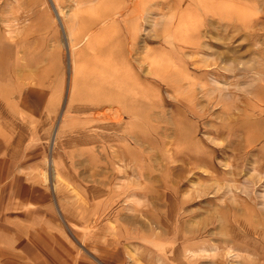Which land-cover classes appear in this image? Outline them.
I'll use <instances>...</instances> for the list:
<instances>
[{
  "label": "rangeland",
  "instance_id": "obj_1",
  "mask_svg": "<svg viewBox=\"0 0 264 264\" xmlns=\"http://www.w3.org/2000/svg\"><path fill=\"white\" fill-rule=\"evenodd\" d=\"M0 160L92 264H264V0H0Z\"/></svg>",
  "mask_w": 264,
  "mask_h": 264
},
{
  "label": "crops",
  "instance_id": "obj_2",
  "mask_svg": "<svg viewBox=\"0 0 264 264\" xmlns=\"http://www.w3.org/2000/svg\"><path fill=\"white\" fill-rule=\"evenodd\" d=\"M8 170L0 160V264H92L75 250L52 215L36 209L52 211L50 201L44 199L45 190L27 182V189L40 191L39 198L28 195L14 201L5 197L11 189L3 182Z\"/></svg>",
  "mask_w": 264,
  "mask_h": 264
},
{
  "label": "bare ground",
  "instance_id": "obj_3",
  "mask_svg": "<svg viewBox=\"0 0 264 264\" xmlns=\"http://www.w3.org/2000/svg\"><path fill=\"white\" fill-rule=\"evenodd\" d=\"M217 1H218V0H215V2H217ZM135 5H137L136 2H135ZM218 6H220L219 3H217V7H218ZM138 12H139V11H138ZM117 55H118V54H117ZM117 55H116V56H117ZM113 56H114V55H113ZM119 57H120V56H119ZM89 69H90V68H89Z\"/></svg>",
  "mask_w": 264,
  "mask_h": 264
}]
</instances>
